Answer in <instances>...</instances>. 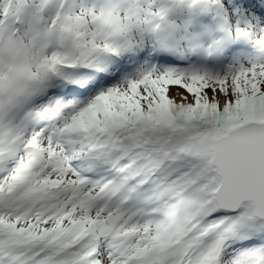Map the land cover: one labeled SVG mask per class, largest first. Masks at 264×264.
<instances>
[{"label": "snow or ice", "instance_id": "obj_1", "mask_svg": "<svg viewBox=\"0 0 264 264\" xmlns=\"http://www.w3.org/2000/svg\"><path fill=\"white\" fill-rule=\"evenodd\" d=\"M0 264H264V0H0Z\"/></svg>", "mask_w": 264, "mask_h": 264}, {"label": "bare ground", "instance_id": "obj_2", "mask_svg": "<svg viewBox=\"0 0 264 264\" xmlns=\"http://www.w3.org/2000/svg\"><path fill=\"white\" fill-rule=\"evenodd\" d=\"M176 91H177L176 87L173 86L172 89L170 90V93L169 94L174 97L176 95Z\"/></svg>", "mask_w": 264, "mask_h": 264}]
</instances>
